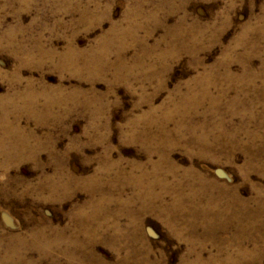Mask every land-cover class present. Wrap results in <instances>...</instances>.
Instances as JSON below:
<instances>
[{
    "label": "rangeland",
    "instance_id": "1",
    "mask_svg": "<svg viewBox=\"0 0 264 264\" xmlns=\"http://www.w3.org/2000/svg\"><path fill=\"white\" fill-rule=\"evenodd\" d=\"M0 264H264V0H0Z\"/></svg>",
    "mask_w": 264,
    "mask_h": 264
},
{
    "label": "bare ground",
    "instance_id": "2",
    "mask_svg": "<svg viewBox=\"0 0 264 264\" xmlns=\"http://www.w3.org/2000/svg\"><path fill=\"white\" fill-rule=\"evenodd\" d=\"M7 133V132H6ZM7 136V135H6ZM15 143V142H14ZM17 144V143H16ZM172 174V173H171ZM172 177V176H171ZM194 178V177H193ZM198 179V178H197ZM180 182V181H179ZM185 185V184H184ZM180 186V185H179ZM190 186V185H189ZM192 189V188H191ZM202 190V189H201ZM178 191V188H177ZM190 192V191H189ZM192 192V191H191ZM179 194V193H178ZM177 195V194H176ZM197 196V195H196ZM195 196V197H196ZM177 198V197H176ZM179 199V198H178ZM181 201V200H180ZM207 201V200H206ZM208 203V202H207ZM187 205V204H186ZM189 205V204H188ZM174 206V205H173ZM178 206V205H177ZM206 206V205H205ZM162 207V206H161ZM196 207V206H195ZM204 208V207H203ZM162 209V208H161ZM165 212V211H164ZM177 215V214H176ZM173 228V227H172Z\"/></svg>",
    "mask_w": 264,
    "mask_h": 264
}]
</instances>
